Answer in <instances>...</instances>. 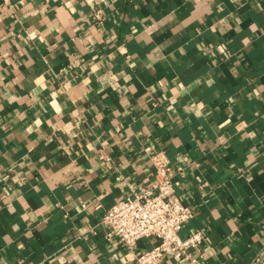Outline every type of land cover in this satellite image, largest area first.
<instances>
[{
  "label": "crops",
  "instance_id": "crops-1",
  "mask_svg": "<svg viewBox=\"0 0 264 264\" xmlns=\"http://www.w3.org/2000/svg\"><path fill=\"white\" fill-rule=\"evenodd\" d=\"M155 156L206 236L160 264H255L264 0H0V264H137L103 217Z\"/></svg>",
  "mask_w": 264,
  "mask_h": 264
},
{
  "label": "built area",
  "instance_id": "built-area-1",
  "mask_svg": "<svg viewBox=\"0 0 264 264\" xmlns=\"http://www.w3.org/2000/svg\"><path fill=\"white\" fill-rule=\"evenodd\" d=\"M10 2L11 0H3ZM155 179L134 188L132 194L116 202L104 214L109 227L108 238L133 247L144 237H156L159 242L142 251L137 264H160L167 254L177 261L188 258L191 250L200 248L206 240L202 231L180 234L185 222L193 218L195 210L176 195L175 179L184 172L183 166H171L161 158H153ZM264 260V254L255 264Z\"/></svg>",
  "mask_w": 264,
  "mask_h": 264
}]
</instances>
